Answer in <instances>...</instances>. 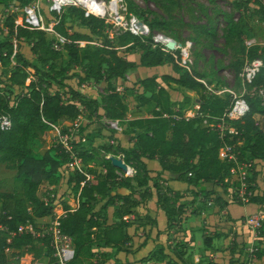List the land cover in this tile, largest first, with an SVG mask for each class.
I'll list each match as a JSON object with an SVG mask.
<instances>
[{"label": "trees", "instance_id": "1", "mask_svg": "<svg viewBox=\"0 0 264 264\" xmlns=\"http://www.w3.org/2000/svg\"><path fill=\"white\" fill-rule=\"evenodd\" d=\"M8 1L0 0V4ZM15 1L22 5L31 2ZM163 1L162 9L169 19L170 8L175 4L172 0ZM178 1L175 0L176 3ZM249 1L258 5L264 20V2ZM125 2L128 10L142 17L151 30L167 34L164 31L168 29L167 19L152 16L153 13L148 10H138L133 0ZM45 22L52 23L53 33L64 39L60 49H55L54 40L45 30L30 28L21 7L9 13L3 21L6 37L0 40V114L10 117L11 126L0 128V164L16 170L21 188L12 192L0 191V226L7 228L0 229V264L7 262V247L16 250L14 254L19 259V251L32 237L29 233L18 234V226L52 215L57 204V189L60 188L63 198L59 204L64 214L60 217L59 227L63 234L71 238L74 246V256L67 264H104L105 257L111 255L107 249L118 252L130 243L132 238L127 229L135 222L155 226L158 240H168L169 229L176 219L187 213L186 208L192 206L194 200H184L181 190L164 186V171L171 173L170 179L173 181L185 183L189 190L194 189V192L191 190L194 196L205 197L204 203L212 201L218 207V211L212 215H219V211L225 210L230 218L228 220L243 221L258 211H264V163L261 162L264 160V47L259 44L246 50L243 47L244 59L260 58L263 66L253 82L246 86L244 97L249 104V111L231 122L238 134L230 139L228 134L221 136L216 128L204 126L202 118L206 117L207 121L213 123L215 118L222 115L231 99L226 95H207L206 85L201 80L202 74L193 67L182 65L178 50L153 46L150 37L141 38L129 32L113 33L109 37L110 24L107 20L87 14L75 6H69L59 14L49 10ZM227 23L228 30L234 31L240 22H234L229 17ZM83 28L89 32H83ZM93 35L99 43H94L96 40ZM228 40L225 36V41ZM121 49L125 52L140 50L139 61L123 57L119 54ZM12 53L16 63L11 67L7 81H4V69L10 66ZM26 53L35 56L37 62L47 67V70L28 60ZM64 53L67 65L74 70L72 76L77 77L79 84L86 81L104 84L105 93L100 100L90 98L65 84L63 74L66 68L57 64ZM165 65H171V73L161 72L136 82L140 92L135 99L140 105L153 106L149 116L128 118V106L117 90V84H123L126 73L138 66L163 68ZM235 68L240 69L238 65ZM30 76L37 79H32L26 85L25 81ZM41 76L54 81L60 89L51 92L49 84H41ZM171 84L181 90L172 88ZM11 86L26 88L13 102L10 99ZM171 89L176 90V97L171 95ZM259 89L263 90L262 96L258 95ZM186 91L196 94L197 101L194 102L199 105L197 113L189 118L185 117V113L193 98ZM84 111L92 114L95 120H115L131 133L132 146L129 148L119 144L115 147H99L105 153L122 154L126 161L136 162L137 170L133 175L123 173L108 157L98 161L91 142L79 150L76 148L82 161L80 169L68 167L69 156L59 143L36 155L34 148L39 138L46 137L56 128H60L62 134L68 133L69 128L64 122L74 121ZM239 139L241 144L236 143ZM226 143L234 145L239 160L254 162L248 179L250 194L246 196V201L237 199L235 194H230V198L225 197L228 195V186L235 188L238 184L230 174L233 163L219 158V151ZM144 159H157L160 171L151 174ZM91 162L101 166L103 171L94 169ZM228 180H232L230 184ZM205 182L221 187L223 193L206 188L203 185ZM66 195L74 198L75 206L67 203ZM152 198L155 199L154 208L161 209L166 216L163 226L157 223L154 208V214H149L151 208L148 205ZM230 204L239 208L247 207L244 213L230 217ZM109 207H113L111 224L107 222ZM189 212L203 220L208 215L203 216V207L192 208ZM257 230V235L264 237V220ZM11 232L13 234L8 242ZM202 241L208 246L212 238L203 235ZM232 241L237 251L236 248H231V251L242 253L245 248L241 229L235 230ZM48 242L45 238L42 244L45 257L52 253ZM28 250L33 251L35 259H40L41 251L35 246H30ZM182 255L183 252H179V260H182ZM262 256L263 251L254 250L250 257L259 259ZM167 257L163 244L159 243L137 264H156ZM183 264L218 263L214 260H199Z\"/></svg>", "mask_w": 264, "mask_h": 264}, {"label": "rangeland", "instance_id": "2", "mask_svg": "<svg viewBox=\"0 0 264 264\" xmlns=\"http://www.w3.org/2000/svg\"><path fill=\"white\" fill-rule=\"evenodd\" d=\"M133 1L138 10H148L153 13L152 16L167 19L169 21L168 29L164 31L173 36L179 42L190 45V54L186 66L193 67L202 74L203 77L201 80L206 85L205 93L207 95H226L228 99H231L233 95H245L247 93L246 86L243 84L239 76L245 55L243 47L246 50L245 42L249 39L255 41V43L259 44L261 47H264V20L261 18L263 14L258 9L256 3L249 0H203V2L193 5L190 3V0H180L177 3L175 0H172L175 5H172L173 10L171 9V11L176 14L172 15L170 12L169 14L171 18L168 19L167 14L164 13L162 9L163 0ZM261 1L264 2V0ZM45 3L48 4L46 1ZM41 5L42 4L40 3V10H42ZM20 7H22V4L15 0L0 4V40L6 37V29L3 26L5 17L9 13L18 10ZM78 8L83 9L82 7ZM132 13L143 20L137 13ZM173 16L175 19L172 18ZM42 17L45 22L43 14ZM229 17L233 18L234 22H240L239 26L236 27L234 31L228 30L227 20ZM47 28V35L55 41L56 35L52 31V23L47 24ZM112 31L113 30L108 29L109 37L113 34ZM83 32L88 33L89 31L86 28H83ZM225 36L229 39L227 42L225 41ZM93 39L94 41L96 40L94 35ZM94 43H99V40H96ZM119 54L127 59L128 57L137 59L140 55V50L136 49L125 52L121 49ZM25 57L37 66H41L43 70H47V67L42 66L37 62L35 56L26 53ZM15 63L16 59L14 53H12L10 56V66L4 69V81H7L10 69ZM57 64L58 66L66 68L63 74L65 84L76 88L90 98L100 100L101 95L105 93L103 83L86 81L84 82L85 86H83L82 83L79 84L77 77L72 76L74 70L71 69V66L67 65V56L65 53L63 57L57 61ZM235 65H238L240 69L237 70ZM138 67L129 70L126 73V81L123 84H117V90L123 95V99L128 106V118L134 116H149L153 109L152 105H140L135 99L136 95L140 92L136 82L144 75ZM0 69L2 70L1 66ZM171 70V65H165L163 68L156 67L153 69V72H156L157 74L161 72L171 73ZM32 79L37 78L30 76L26 79L25 84L28 85ZM40 82L43 85L49 84L51 92L60 89V87L54 84V81L50 80L48 77L41 76ZM171 86L172 88L181 90L180 87L175 84H171ZM10 88L12 91L10 98L12 102L18 94L26 91L24 86H11ZM170 92L174 97L176 90L171 89ZM191 97L193 98V102L191 103L190 108L186 110V115H191L190 113L195 114V110L199 107L197 106L196 108L194 101L197 100V96L194 92H192ZM80 115L84 116L83 121H78ZM80 115L74 121H66L69 129L67 131L68 133L65 134H71L70 131H73L72 140L76 148L79 150L81 146H88L89 142H91V146L96 150L95 154L98 161L111 155L113 158L120 159L132 169V172L134 171L135 173L137 170L136 162L126 161L122 154L105 153L104 150L99 147L101 145H111L112 147H115L117 144L125 148L131 147V133L125 129V126L119 124L122 127V130L118 131L107 124L108 119L95 120L93 115L88 111H84ZM86 125L87 128L84 129ZM80 128L83 129L80 130ZM90 139H92V141ZM57 142L58 137L52 135V131L46 137L39 138L34 148L36 155L39 156L43 150L57 144ZM261 162L264 163V160ZM91 165H93V162H91ZM93 168L97 171H103V168L96 164L93 165ZM124 171L126 170H123V173ZM230 181L232 180H228L229 184ZM208 187L214 188L220 194L223 193L221 187L213 186L211 184H209ZM20 188L21 182L17 178L16 170L5 164H0V191L12 192L14 190H20ZM191 190L194 192V189ZM191 190L181 191L184 200H194L193 205L186 208L189 215L184 214L181 218L175 220L174 224L169 229L167 242L163 243L168 257L165 261L156 264H183L185 262L190 263L199 260H214L218 264H254L252 257L250 256L254 250H261L264 252V237L257 235L258 230L254 231L247 226V220L245 219L232 224L229 223L221 229L207 227V224L202 221L200 217L196 216L194 218V215L190 214L189 211L195 207L199 209L203 207L204 212H215L217 206H215L212 201H207L205 204L203 202L205 197L201 195L194 196V193ZM196 190H198V188H196ZM57 191V202H60L63 197L61 196L60 190L57 189ZM227 192L228 195L225 196L226 198H230L232 194H235L236 198L238 196V193H235V188L231 187V185L228 186ZM66 198L71 199V196H67ZM151 200L152 202L148 207L151 208L149 214L152 215L154 214L153 208L155 199L152 198ZM55 209H58L57 206ZM223 216L227 220L230 219L227 215ZM188 218L191 219V225H188ZM46 221H48V219L44 221L43 219H41V221L34 219L33 222L31 221L34 232L31 234L32 238L19 251V259H16L14 254L16 250L10 248L7 253V262L5 264H57V258L50 245L49 247L52 250L51 255L45 257L43 254L44 248L42 244L45 238L42 236V232L46 229ZM237 226L242 228L243 236L245 238V249L242 253H234L231 251V248H236V245H234L232 240L234 237V230ZM254 232L256 233L255 235ZM203 235L211 236L212 243L210 245L206 246L203 244L201 238ZM9 236L11 238V233ZM139 237L142 236L139 235ZM191 237H193V239L190 240ZM140 240L141 239H137L136 244L131 242V245L129 243L127 246H138ZM30 246H35L41 251L40 259L34 258L33 251L28 250ZM153 248L154 246L152 249ZM107 250L111 255L110 257H105L106 262L104 264H137L143 258L129 259L127 255L124 258L122 257L123 255L119 253L120 251L116 252L114 249ZM126 251L130 252L128 249ZM235 251H237V248ZM179 252H183L182 260H179ZM117 255L120 256V258L117 257ZM259 260L260 261L256 264H264V257ZM147 263L152 264L150 262Z\"/></svg>", "mask_w": 264, "mask_h": 264}, {"label": "built area", "instance_id": "3", "mask_svg": "<svg viewBox=\"0 0 264 264\" xmlns=\"http://www.w3.org/2000/svg\"><path fill=\"white\" fill-rule=\"evenodd\" d=\"M41 1L42 0H31L30 3L22 5L21 9L28 18L30 28H37L46 31L48 29L47 24L49 23H45L43 21L40 10ZM45 1L48 3L49 10L56 14L63 12L69 6L82 7L87 14H93L107 20V22L110 24L109 29L113 30V33L129 32L141 38L150 37L153 46H163L168 50H178L181 57V64L186 65L188 62L190 54L189 44H183L163 31L151 30L147 23L128 10L127 3L124 0H87L85 3H82L81 0ZM172 40L175 41V44L174 48L170 49L167 44ZM63 43L64 39L56 35V39L53 42L55 49H60ZM254 44H256L255 41L251 39L245 42L246 48H249ZM262 66V59H249L245 57L241 72L239 74L245 86L250 85L253 82L256 74L259 72ZM82 84L85 86L84 83ZM251 91L253 93L254 88ZM258 95H263L262 89L258 90ZM248 111L249 104L244 95H233L228 107L224 110L220 117L215 118L213 123H210L207 121L206 117H203L202 124L204 126L216 128L221 136H226L228 134L231 139L233 135L238 134V130L231 122L243 117ZM195 114L186 115L185 113V117H193ZM107 124L115 130H122V127L115 120H107ZM10 126V117L7 114L1 113L0 128L5 129ZM70 132L71 134L60 133L58 135L57 144L59 143L69 156L68 167L80 169L82 166V161L72 140L73 131ZM236 143L241 144V139L236 140ZM107 157L111 160L113 159L111 155ZM219 158L233 163L232 167L230 168V174L231 177H234L238 182L237 186L235 187V193H238L237 198L242 201H246V196L250 194V191H248V179L251 175L254 162L247 159L239 160L238 152L235 151L234 145L229 143H226L222 146L219 151ZM125 170L126 171L124 172L128 175H133L134 173V171L132 172V169H130L128 165L126 166ZM56 206L58 209H55L54 213L48 216V221L45 222L46 229L44 232H42V236L49 240V245L53 248L54 255L57 258V264H67V262H69L74 256V246L71 238L63 234L60 230V217L64 214V210L62 209L59 202H57ZM124 218L126 219L127 217ZM245 220H247V226L256 231L261 226V222L264 220V211H258L255 214L247 217ZM0 229L6 230L7 228L1 226ZM17 233L33 234V224L26 222L23 225H19L17 228ZM11 234H13V232H11ZM255 234L256 233L254 232V235ZM10 239L11 238L8 237L7 241L10 242ZM9 249L10 247L5 248V253H8Z\"/></svg>", "mask_w": 264, "mask_h": 264}, {"label": "crops", "instance_id": "4", "mask_svg": "<svg viewBox=\"0 0 264 264\" xmlns=\"http://www.w3.org/2000/svg\"><path fill=\"white\" fill-rule=\"evenodd\" d=\"M183 1H185V0H183ZM186 1H188V0H186ZM201 2H203V0L190 1V3L193 4V5H195L196 3H201ZM41 4H42L41 5L42 14L44 15V17H46V16L48 17L49 16L48 4H46L45 1H41ZM169 6L170 5H168V7ZM172 10H173V8H172ZM170 12H171L172 15L176 14L175 12L171 11V8H170ZM172 18L175 19L174 16ZM139 56H138L137 59L130 58V57H128V59L129 60H133L135 62H138L139 61ZM138 68L140 69L141 72L144 73L142 78L150 76V75L157 74L156 72H153V69H155L156 67L139 66ZM186 93L188 95H190V96L192 95V91H186ZM176 94L174 95V97H176ZM195 104H196V108H197V106H199V105H198V103H195ZM198 108L195 110V113H197ZM191 114H193V113H191ZM83 119H84V116L80 115V118L78 119V121H80V120L83 121ZM64 125L67 127V125H68L67 122L64 123ZM86 128H87V125H86V127H84V129H86ZM82 129L83 128H80V130H82ZM60 132H61L60 129L57 128V129L52 131V135H56L58 137ZM144 161H145L148 169L154 170V171H152L151 174L154 175L156 173V171H160V165H159L157 159H145ZM162 176L164 177V181H163V185L164 186L174 187V188L179 189L181 191L182 190H189V188H187V185L185 183L179 182V181H173L172 179H170V177H171V173L170 172L164 171L162 173ZM209 184L213 185L212 183H209V182L203 183V185L206 188L211 189V187H208ZM60 186H61V184H60ZM59 190H60V193H61L62 189L60 188ZM67 196L68 195H66V197ZM56 201H57V199H56ZM67 203L70 206H75L74 198L71 196V199H67ZM246 207H247V205H245V207H243V208H239V207H237V206H235L233 204L228 205V212L230 214V217H231V215L233 217V216L239 215L241 213H244L245 212L244 209ZM154 211H157V217H156L157 223L160 226H163L164 224H166V216H165L164 212L161 209H157L156 210L155 208H154ZM216 211H218V207H217ZM107 212H108V220H107V222L109 224H111L113 222V207H109ZM211 213H213V212L202 213L203 216H206L208 214L206 219L203 220L201 218V220L204 221L207 224V227H212L214 229H219V228L221 229V228L225 227V225L227 226L229 223L232 224L234 222H238V221L225 219L224 216H223V215H226V211L225 210L219 211V215H212ZM186 214L189 215L188 213H185V215ZM195 217L196 216H194V218ZM198 217H200V216H198ZM130 218H132V217H130ZM41 219H43V221H44V220H47L48 217L37 218L36 220L41 221ZM190 223H191V219L188 218V225H191ZM236 229H238V230L241 229V231L243 233V230H242V228L240 226H237ZM235 230H234V232H235ZM127 231L131 235V238H132V240L130 241V245H131V242L136 244L137 239H141V240H140V244H138V246H125L123 248V250H121L119 252L121 255H123L122 257H124V258H125L126 255L128 256L129 259L144 257V256H146L148 254V252L152 249V247L155 244H159V243L163 244V243L167 242V240L163 241V242L161 240H158V237H157L158 236V231H157L155 226L152 227L150 224L139 225L138 222H135L130 227H128ZM244 233H245V230H244ZM195 234H196V232H195ZM139 235H141L142 237H139ZM196 237H197V235H196ZM244 239L245 238L243 236V240ZM127 249L130 252L126 251ZM165 252H166V250H165ZM117 257L120 258V256H118V255H117ZM262 257H264V256H262ZM261 258H259V259H261ZM259 259L254 257V258H252V261H253L254 264H256L257 262L260 261Z\"/></svg>", "mask_w": 264, "mask_h": 264}, {"label": "water", "instance_id": "5", "mask_svg": "<svg viewBox=\"0 0 264 264\" xmlns=\"http://www.w3.org/2000/svg\"><path fill=\"white\" fill-rule=\"evenodd\" d=\"M174 44H175V41L172 40V41L168 42L167 46H168L170 49H173V48H174ZM111 161H112L113 165L117 166L118 168H121V169H123V170L126 169V166H127V165H126L125 163H123L120 159L113 158Z\"/></svg>", "mask_w": 264, "mask_h": 264}, {"label": "bare ground", "instance_id": "6", "mask_svg": "<svg viewBox=\"0 0 264 264\" xmlns=\"http://www.w3.org/2000/svg\"><path fill=\"white\" fill-rule=\"evenodd\" d=\"M82 1V3H85V2H87V0H81Z\"/></svg>", "mask_w": 264, "mask_h": 264}]
</instances>
